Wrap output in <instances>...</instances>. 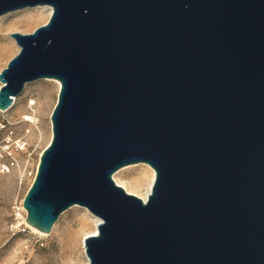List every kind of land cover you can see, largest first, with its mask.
<instances>
[{
	"label": "water",
	"instance_id": "95a60500",
	"mask_svg": "<svg viewBox=\"0 0 264 264\" xmlns=\"http://www.w3.org/2000/svg\"><path fill=\"white\" fill-rule=\"evenodd\" d=\"M48 5L0 71V111L59 81L50 142L22 202L49 233L100 219L86 264H264V0H0ZM146 163L142 200L118 185Z\"/></svg>",
	"mask_w": 264,
	"mask_h": 264
},
{
	"label": "rangeland",
	"instance_id": "374dc122",
	"mask_svg": "<svg viewBox=\"0 0 264 264\" xmlns=\"http://www.w3.org/2000/svg\"><path fill=\"white\" fill-rule=\"evenodd\" d=\"M49 9L48 5H39L0 15V71L19 51L9 33H31L46 23ZM40 11L43 14L36 15ZM29 14L34 17L27 18ZM50 80L26 83L15 103L0 111V160L16 162L8 173H0V264H84L87 260L78 237L81 221L92 219L85 207L76 204L64 210L44 235L34 233L24 221L23 198L52 136L50 115L59 86ZM31 101L35 103L31 105ZM24 114L33 116L34 121H25ZM7 142L11 152L2 149ZM113 175L130 193L143 195L154 173L146 163H135L119 168Z\"/></svg>",
	"mask_w": 264,
	"mask_h": 264
},
{
	"label": "bare ground",
	"instance_id": "6f19581e",
	"mask_svg": "<svg viewBox=\"0 0 264 264\" xmlns=\"http://www.w3.org/2000/svg\"><path fill=\"white\" fill-rule=\"evenodd\" d=\"M51 11H52V9H49V14H51ZM43 14V11H40L39 13H37L36 15H42ZM32 17H34V15L33 14H29V16L27 17V18H32ZM50 81H54L58 86L60 85V83H59V81H57V80H55V79H52V80H50ZM15 101H16V97H14L13 98V101H12V104L9 106V108L15 103ZM35 102L34 101H31L30 102V104L32 105V104H34ZM8 108V109H9ZM7 109V110H8ZM6 111V110H5ZM2 112H4V111H2ZM23 118L25 119V121H27V122H32V121H34V117L33 116H29V115H23ZM153 170V169H152ZM153 173H154V171H153ZM113 179H114V181L118 184V185H120L121 187H123L128 193H130V190L125 186V185H123V184H120L119 183V181L116 179V177L113 175ZM153 179H154V175H153V177H152V179L150 180V182L148 183V185H147V187H146V193H144L143 195H138V194H136V193H132V194H135V195H137L138 197H140L142 200H146V197H147V194H148V192H149V190H150V188H151V184H152V181H153ZM75 206V205H74ZM73 207V206H72ZM26 211V210H25ZM88 211V210H87ZM88 213H90L89 211H88ZM91 214V217H92V219H91V222L90 221H88L87 219H83L82 221H81V228H80V230H79V232H78V237H79V239H80V241H81V244L83 245V238L85 237V236H88V235H95V234H97V225H98V223L100 222V219L98 218V217H96L95 215H93L92 213H90ZM24 221H25V218H24ZM26 223V222H25ZM27 224V223H26ZM27 226L34 232V233H37V234H39V235H44L42 232H40L39 230H37L35 227H32V226H30V225H28L27 224ZM82 250H83V252H84V247H82ZM87 258V257H86ZM87 263V260L85 261V263L84 264H86Z\"/></svg>",
	"mask_w": 264,
	"mask_h": 264
},
{
	"label": "built area",
	"instance_id": "2783aa9c",
	"mask_svg": "<svg viewBox=\"0 0 264 264\" xmlns=\"http://www.w3.org/2000/svg\"><path fill=\"white\" fill-rule=\"evenodd\" d=\"M19 146H20V144L17 143V146L16 147L19 148ZM2 147H3L2 148L3 151H5V152H11V149L8 146V142L6 144H3ZM14 167H16V162L15 161L11 160V161H8V162H2L0 160V173H8ZM25 213H26V211H25Z\"/></svg>",
	"mask_w": 264,
	"mask_h": 264
}]
</instances>
